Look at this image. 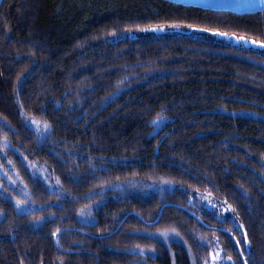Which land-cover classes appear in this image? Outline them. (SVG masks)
Masks as SVG:
<instances>
[{
    "label": "trees",
    "instance_id": "16d2710c",
    "mask_svg": "<svg viewBox=\"0 0 264 264\" xmlns=\"http://www.w3.org/2000/svg\"><path fill=\"white\" fill-rule=\"evenodd\" d=\"M164 21L184 23L133 35ZM188 24L264 40L261 11L2 0L0 264H192L188 246L203 264L215 245L196 241L213 236L226 264H264V50ZM172 227L166 241L156 231Z\"/></svg>",
    "mask_w": 264,
    "mask_h": 264
},
{
    "label": "snow or ice",
    "instance_id": "6c2138e0",
    "mask_svg": "<svg viewBox=\"0 0 264 264\" xmlns=\"http://www.w3.org/2000/svg\"><path fill=\"white\" fill-rule=\"evenodd\" d=\"M261 4H264V0H260ZM261 12H264V8L260 9ZM183 21H173V22H168V21H164L158 24H149L146 26H141V25H135L134 27L137 30L140 31H156V32H160L165 30L166 27H175V28H179L181 26V24H183ZM189 28H200V26L196 25V24H188L187 25ZM132 29H128V31H131ZM200 30L202 31H207V32H212L216 35L219 36H224V37H230V38H234L236 41H243L244 44H254V45H259L261 46V48H264V40H259V39H252L251 37H245V36H239L236 35L235 32H226V31H220L219 29H214V28H200ZM113 31H115V29H113ZM170 118L163 115V113H157L156 117L153 118V120L150 122L151 124H153L154 126H161L163 125L166 121H168ZM31 125L35 126V130L36 133L38 135V137H40L41 139H46L47 138V133L51 130V126L46 123V122H41L35 119H32L30 121ZM2 126V125H0ZM8 145V139L7 136H5L3 138V141L0 142V147H6ZM26 159V158H25ZM9 163L11 164V161H9ZM0 167H3L2 165H0ZM29 167L32 168H36L37 166L31 162H29ZM40 171H44V169H39ZM33 175L35 176V173H33ZM9 180L12 179L11 176L8 177ZM45 180H47V177H44ZM57 183H59V180L56 181ZM13 183H15V181H13ZM115 186V185H114ZM122 187V185L120 186ZM7 190H5L6 192ZM21 191H24V189L22 188ZM104 189L101 188V192H103ZM198 194V193H197ZM0 198L2 199H8L7 195H5L4 193H0ZM208 203L211 205L212 201L208 200ZM27 202L26 201H22L19 198H15V204L14 207L16 209V211L20 214H23L25 212L31 211L30 207H26L24 205H26ZM222 209V211H229L231 210L233 215H232V223L235 224L238 228H242L243 226L238 224L237 219H236V213L235 210L232 208V205H221L218 206ZM82 214L84 213V210H81ZM217 218L221 220V222L223 223V217L219 215V213L216 214ZM0 219H4V215L3 212L0 211ZM156 221H148V223H155ZM208 227L212 228L215 227L214 225H208ZM58 231V229H57ZM157 233L159 234L160 237H162L165 241L168 240L170 238V236L172 235H176L178 236L179 233L177 231V229L175 227L172 228H161V229H157L156 230ZM226 231L230 234V239H234L235 238V233L232 232L231 228L226 229ZM53 235H55V233H53ZM242 238L244 240L245 245H247L249 243L248 241V237L246 233H242ZM58 243V241H57ZM186 244V241L184 242ZM197 246L198 247H207V248H212L213 245H215V249L214 251H210L209 252V257L211 258L210 260L207 259H203V264H226V262L232 261V257L230 255H224L221 256L220 253L222 251V249L219 246V239L215 236H213L212 238H205V237H201L199 240L196 241ZM240 241L239 240H235V245H239ZM137 247L140 248V254L143 255V247L137 245ZM240 255L243 256L244 254V250L240 249ZM248 251H250V248L248 249ZM187 253L189 258L192 261V264H197V258L193 255L192 252V248L191 246H188L187 248ZM232 264H235V262L233 261ZM244 264H247V261H244Z\"/></svg>",
    "mask_w": 264,
    "mask_h": 264
},
{
    "label": "water",
    "instance_id": "95a60500",
    "mask_svg": "<svg viewBox=\"0 0 264 264\" xmlns=\"http://www.w3.org/2000/svg\"><path fill=\"white\" fill-rule=\"evenodd\" d=\"M174 3L201 7L210 10L217 11H231L238 14L257 13L261 8H264V4L260 3V0H169ZM2 0H0L1 4ZM224 37V36H223ZM227 41L233 42L235 45L243 44L245 47L264 50L259 45L244 44L243 41H236L234 38L225 37Z\"/></svg>",
    "mask_w": 264,
    "mask_h": 264
},
{
    "label": "rangeland",
    "instance_id": "374dc122",
    "mask_svg": "<svg viewBox=\"0 0 264 264\" xmlns=\"http://www.w3.org/2000/svg\"><path fill=\"white\" fill-rule=\"evenodd\" d=\"M175 30H176V29H171V30L165 29V30L160 31V32H156V31H138V32L134 33L133 35L148 34V33L158 34V35H159V34H165V33H167V32H173V31H175ZM207 200H211V201H212V204H211V205L207 202L208 207H210L211 209L216 210V211L219 213L220 216L225 217V216H229V214L232 213L231 210H229V211H222V209H221L220 207H218V206H221V205L226 206L225 204H222V203L220 204V203H218V201H216V200H214V199H212V198H206V201H207ZM231 216H232V215H231ZM220 248H221V247H220ZM221 249H222V248H221ZM220 255H221V256H224V254H223V250L221 251ZM210 259H211V258H210Z\"/></svg>",
    "mask_w": 264,
    "mask_h": 264
}]
</instances>
